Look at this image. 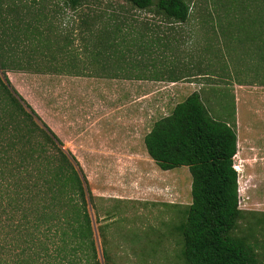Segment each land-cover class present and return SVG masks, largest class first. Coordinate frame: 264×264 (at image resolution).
I'll list each match as a JSON object with an SVG mask.
<instances>
[{
    "label": "rangeland",
    "instance_id": "1",
    "mask_svg": "<svg viewBox=\"0 0 264 264\" xmlns=\"http://www.w3.org/2000/svg\"><path fill=\"white\" fill-rule=\"evenodd\" d=\"M186 1L189 22L176 24L126 0H90L76 10L63 0H26L39 10L50 43L37 46L31 63L26 60L32 51L22 43L23 68L38 72L7 76L78 160L93 195L88 207L104 264H187L176 226L192 202L191 173L186 166L163 171L150 158L147 129L138 123L134 131L125 78L129 68H161L166 62L178 67L180 94L150 120L169 115L193 83L202 84L212 117L230 123L235 118L243 211L235 235L247 239L264 264V66L258 65V42L248 38L255 25L252 7L241 10L243 0ZM94 64L126 69L81 68ZM120 82L118 99L114 84Z\"/></svg>",
    "mask_w": 264,
    "mask_h": 264
},
{
    "label": "trees",
    "instance_id": "2",
    "mask_svg": "<svg viewBox=\"0 0 264 264\" xmlns=\"http://www.w3.org/2000/svg\"><path fill=\"white\" fill-rule=\"evenodd\" d=\"M63 1L76 10L90 0ZM243 1L241 10L252 7L250 23L255 25L248 38L258 42L255 53L261 67L264 0ZM126 2L173 23L190 18L186 0ZM33 7L26 0H0V264H104L88 207L93 195L78 160L7 76L10 71L38 72L23 68L22 43L32 51L27 63L37 46L49 47L39 10ZM144 145L161 170L186 166L191 173L192 202L176 226L184 239L185 262L261 264L254 246L235 235L243 219L234 164L235 118L232 123L215 119L201 95L193 92L153 123ZM103 259L109 262L104 249Z\"/></svg>",
    "mask_w": 264,
    "mask_h": 264
},
{
    "label": "crops",
    "instance_id": "3",
    "mask_svg": "<svg viewBox=\"0 0 264 264\" xmlns=\"http://www.w3.org/2000/svg\"><path fill=\"white\" fill-rule=\"evenodd\" d=\"M187 20L184 23H188ZM176 23V24H184ZM146 30L149 31V26L146 27ZM141 30L139 29V34ZM166 62V61H165ZM169 62V61H168ZM104 64H94V65H83L81 68H121L120 66L111 65L103 66ZM57 68H67L62 66H57ZM186 68H194L192 66ZM210 68H213L211 66ZM126 68L117 69L115 71H122ZM131 77L128 80V90H129V110L132 114V121L135 123V128L137 129L138 123L139 128H146L147 133L150 132L154 120L151 121L150 114L161 111H166V104L171 100L172 97L178 96L180 94V77L174 73L178 70V67H175L174 62H169L164 64L161 68H153L148 64H141L136 68H129ZM170 73L167 77H163L162 73ZM155 73H158L156 75ZM172 73V74H171ZM200 76V75H199ZM201 77V76H200ZM208 77V76H206ZM123 84L115 83L114 84V95H117V98H120V89ZM201 86L202 84L193 83L190 85L191 91L185 98L193 92H198L201 95ZM208 87L213 88V83L207 84ZM196 87V88H194ZM202 97V96H201ZM184 98V99H185ZM183 99V100H184ZM182 100V101H183ZM181 102V101H180ZM179 103V102H178ZM167 116V115H166ZM146 133V134H147Z\"/></svg>",
    "mask_w": 264,
    "mask_h": 264
}]
</instances>
